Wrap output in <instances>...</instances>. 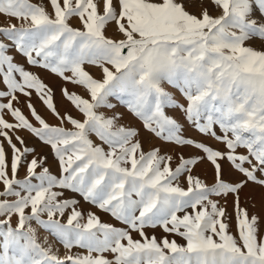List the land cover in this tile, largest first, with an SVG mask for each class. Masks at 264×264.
<instances>
[{"label":"snow or ice","instance_id":"6c2138e0","mask_svg":"<svg viewBox=\"0 0 264 264\" xmlns=\"http://www.w3.org/2000/svg\"><path fill=\"white\" fill-rule=\"evenodd\" d=\"M212 3L220 15L193 14L189 0H0V14L21 21L0 27V264H264L261 216L240 202L249 185L264 188V0ZM32 68L83 87L87 97L61 89L83 120L60 114L53 89ZM33 90L59 125L37 112ZM17 93L28 98L35 124L14 105ZM111 96L164 144L202 155L180 153L173 168L161 146L145 151L151 140L139 129L99 111L115 107ZM166 109L224 148L186 137ZM22 130L50 147L58 174ZM203 161L212 166L211 184L192 174ZM229 195L235 233L226 207L212 199ZM157 228L162 236L149 235Z\"/></svg>","mask_w":264,"mask_h":264},{"label":"rangeland","instance_id":"374dc122","mask_svg":"<svg viewBox=\"0 0 264 264\" xmlns=\"http://www.w3.org/2000/svg\"><path fill=\"white\" fill-rule=\"evenodd\" d=\"M33 3H45L47 4V0H31ZM204 9H207L209 13L213 16H218L221 14V10L217 8L213 3L212 0H189V6L188 9L191 13L196 14V15H201ZM256 15L258 16L259 13L257 12ZM21 21H18L16 18L6 16L5 14H0V27H9L12 24H16L19 26ZM72 26L73 27H79V21L75 18L72 20ZM115 25H109L107 27L106 35L109 37H112L114 35V30H115ZM5 43H9V41L5 40ZM251 43V42H247ZM256 47H259V44L254 45ZM16 57V59L25 64V67H28L26 62L24 61V58L21 57L18 53H16L14 50L11 53ZM34 72H37L41 78L44 80L46 84H48L52 89H53V94H54V103L60 112V114L63 116L66 113L71 114L73 117L78 118L83 120V115L79 113V111L75 108V106L68 101L65 97L61 95V89L62 87H66L70 92L74 91L77 94H82L85 97L88 96V93L84 91L82 86H74L71 82L64 81L62 78L58 77L56 74L50 73L48 70H43V69H37V68H32L31 69ZM92 74L96 76L97 78H100V73L98 68L95 66H92ZM162 87L172 93L175 97L180 98L183 102V99L181 97V93L179 90L172 85H169L167 81L162 82ZM0 90H5V86L0 83ZM19 97V103L17 104L15 101L13 102L15 106L20 107L24 114L28 116V118L35 124L36 121L29 115L30 109L26 105L27 97H25L22 94L17 93ZM4 102H7L5 100ZM31 102L36 108L37 112L46 119V121L49 124L52 125H59L61 122L60 120L52 114V112L47 109V107L42 103V101L38 98L36 92L33 90L32 91V96H31ZM108 102L115 105L113 108H108V107H102L99 109L100 112H103L105 116L111 117L114 114H121L122 119L118 121V124H130L131 126L139 129L140 131V139L142 141L146 139L151 140V144L145 142L144 143V150L148 151L150 146H161V151L162 153H168L173 156L172 160V167L175 168L179 163V154L183 153L184 157H192V156H200L202 153L198 150H196L193 147H180L176 146L175 144H164L160 139L155 138L152 136L150 133H148L142 125V122L139 121L138 118H136L129 110L128 108L120 103V100L116 96H111L108 98ZM166 112L170 116H175L180 124L184 128L183 134L186 137H191L196 139L197 141H204L206 144L212 146L214 149L219 148L223 149L224 145L217 142L215 139L211 137H205L204 135L200 134L198 131H196L184 118L181 114L178 112H173L171 109H166ZM5 119L9 120L10 122H14V118L10 114L5 115ZM37 126H39L37 124ZM65 127L67 128H72L71 124L65 123ZM217 131L219 129L217 128ZM19 135L24 137L25 142L28 146L34 147L37 150V153L40 155H46L48 156L49 159V165L51 166V170L53 171L54 174H58V165L55 163L52 151L49 146L44 145L41 141L38 140L33 134L28 132L27 130H22L19 132ZM90 138L97 144L101 143L97 137L93 134L90 136ZM0 139H3L0 137ZM15 140V137H13ZM19 147V144L17 145ZM5 147L7 149V143L5 141ZM106 147V146H105ZM8 150L9 154V159L11 158V150ZM239 151L244 152V149H240ZM29 159H31V156H29ZM10 174V170H9ZM25 174L24 168L20 169L19 172V178H23ZM192 174L199 176L201 179H203L206 183L211 184L213 183V169L212 166L209 162L203 161L197 164L193 169H192ZM232 178L234 179H242V177L238 173H233ZM180 183L182 186L187 187L186 181L184 180V177L180 178ZM3 185H0V188H2ZM261 194H264V188H261L258 185H249V187H246L243 192L240 194V202L241 206L245 207L249 210L250 214L255 213L259 216H261V234H264V200L261 198ZM212 199L219 200L220 205L226 207L228 214L231 216L230 224L233 233L236 231V216L234 213V203H233V197L231 195L225 197H216L213 196ZM81 205L83 208L86 210L88 208H91L92 206L89 204H86L83 200H81ZM254 205V206H253ZM93 211H97L95 208H92ZM98 215H101L102 219L105 220H110L107 214L97 212ZM113 223H117L115 221H111ZM13 226H15V217H13L12 220ZM117 226H121L117 223ZM155 234L158 238L162 236L164 233L157 228L155 232L153 233L152 230H149V235ZM135 235V234H134ZM139 238V237H136ZM170 239L173 237H169ZM178 241L180 243H184V241L180 238H178ZM64 249L61 248L60 252L63 254Z\"/></svg>","mask_w":264,"mask_h":264}]
</instances>
